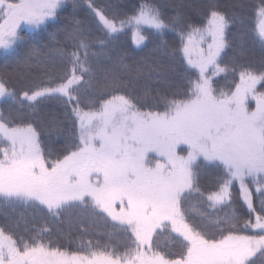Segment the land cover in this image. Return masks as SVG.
<instances>
[{"label":"snow or ice","instance_id":"obj_1","mask_svg":"<svg viewBox=\"0 0 264 264\" xmlns=\"http://www.w3.org/2000/svg\"><path fill=\"white\" fill-rule=\"evenodd\" d=\"M0 58V264H264V0H0Z\"/></svg>","mask_w":264,"mask_h":264},{"label":"trees","instance_id":"obj_2","mask_svg":"<svg viewBox=\"0 0 264 264\" xmlns=\"http://www.w3.org/2000/svg\"><path fill=\"white\" fill-rule=\"evenodd\" d=\"M115 2L131 3V2H138V0H97V3H100V4L115 3ZM221 2L224 4H228V3L232 2V0H221ZM246 2L247 3H254L255 0H246ZM52 30H54V29H52ZM52 30H50V31H52ZM47 35H48V33H44L43 37L39 36V35L33 36V40L39 41L41 43H46L47 41L44 39V37H47ZM122 43L129 50H131L135 47L132 43L131 33H128L122 37ZM137 51H138V49H137ZM3 62H4L3 58H0V64H3ZM201 183L205 187L210 186L212 183V179H211V177H205L202 179ZM191 203L194 207L201 209V206L197 203L196 200H193ZM236 207H237L238 212L240 214H243L246 211V208L241 207L239 203L236 205ZM201 210H203V209H201ZM18 211H24V209H18ZM209 211H211V210H209ZM58 226L60 228L64 229L65 232L69 231V228L71 227V234L73 235V237L79 238L82 235V233L79 231L78 224L76 222H73L71 226H69V224H67V223H64V224H61ZM85 226L89 228V233L83 234L86 239H88V238H101L102 242L104 239H107L106 236L97 237V233H106V232L110 231V228L105 226L103 223L89 224L88 222H85Z\"/></svg>","mask_w":264,"mask_h":264}]
</instances>
